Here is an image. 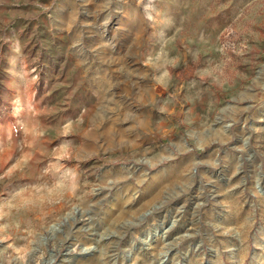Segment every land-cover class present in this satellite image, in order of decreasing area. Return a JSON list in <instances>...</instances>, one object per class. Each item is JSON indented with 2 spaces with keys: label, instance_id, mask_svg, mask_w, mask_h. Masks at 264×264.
Segmentation results:
<instances>
[{
  "label": "rangeland",
  "instance_id": "obj_1",
  "mask_svg": "<svg viewBox=\"0 0 264 264\" xmlns=\"http://www.w3.org/2000/svg\"><path fill=\"white\" fill-rule=\"evenodd\" d=\"M0 264H264V0H0Z\"/></svg>",
  "mask_w": 264,
  "mask_h": 264
},
{
  "label": "bare ground",
  "instance_id": "obj_2",
  "mask_svg": "<svg viewBox=\"0 0 264 264\" xmlns=\"http://www.w3.org/2000/svg\"><path fill=\"white\" fill-rule=\"evenodd\" d=\"M145 236H146V239H149V240H151V239H152V236H153V234H146Z\"/></svg>",
  "mask_w": 264,
  "mask_h": 264
}]
</instances>
